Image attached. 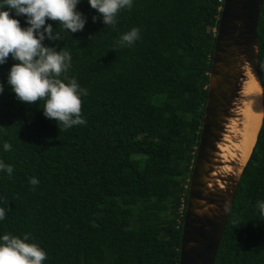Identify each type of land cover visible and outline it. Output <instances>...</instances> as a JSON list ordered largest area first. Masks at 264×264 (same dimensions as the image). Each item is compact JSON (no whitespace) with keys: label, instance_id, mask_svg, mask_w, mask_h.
Returning a JSON list of instances; mask_svg holds the SVG:
<instances>
[{"label":"trees","instance_id":"1","mask_svg":"<svg viewBox=\"0 0 264 264\" xmlns=\"http://www.w3.org/2000/svg\"><path fill=\"white\" fill-rule=\"evenodd\" d=\"M223 3L132 0L106 26L80 0L83 30L44 41L70 52L61 78L87 89L85 123L68 129L44 118L42 100L18 102L6 84L13 62L0 65V145H11L0 161L12 166L0 170V234H27L42 264H179ZM133 27L139 38L116 44ZM258 43L264 96V1ZM259 129L215 264H264L254 207L264 200V116Z\"/></svg>","mask_w":264,"mask_h":264},{"label":"clouds","instance_id":"2","mask_svg":"<svg viewBox=\"0 0 264 264\" xmlns=\"http://www.w3.org/2000/svg\"><path fill=\"white\" fill-rule=\"evenodd\" d=\"M79 3L80 0H0V65L13 62L6 84L18 102H37L38 106L42 100L43 108H38L44 118L64 129L85 123L80 113L81 97L87 95V89L80 87L75 78H61L71 65L70 52L64 47L57 50L44 41L62 40L63 32L71 35L83 30L86 17L77 10ZM87 4L99 15L101 23L111 26L118 11L130 8L132 0H87ZM96 20L97 15H93L92 21ZM46 21L56 22L55 30ZM138 38L139 30L133 27L122 33L116 44L131 45ZM4 88L0 84V94ZM0 146L3 151L11 147L7 141ZM0 170L11 175L12 166L0 161ZM29 183L36 185L38 181L33 177ZM254 207L260 221H264V200H257ZM4 217L5 208L0 207V220ZM45 258V251L29 242L27 234H0V264H42Z\"/></svg>","mask_w":264,"mask_h":264},{"label":"water","instance_id":"3","mask_svg":"<svg viewBox=\"0 0 264 264\" xmlns=\"http://www.w3.org/2000/svg\"><path fill=\"white\" fill-rule=\"evenodd\" d=\"M263 1L224 0L222 6L201 137L190 179L179 264H215L248 162L239 175L226 173L220 146L225 143L232 121L240 117L246 81L253 77L262 88L258 23Z\"/></svg>","mask_w":264,"mask_h":264},{"label":"bare ground","instance_id":"4","mask_svg":"<svg viewBox=\"0 0 264 264\" xmlns=\"http://www.w3.org/2000/svg\"><path fill=\"white\" fill-rule=\"evenodd\" d=\"M244 95L240 117L232 121L220 146L223 170L236 175L249 159L263 118L262 88L253 77L246 81Z\"/></svg>","mask_w":264,"mask_h":264}]
</instances>
